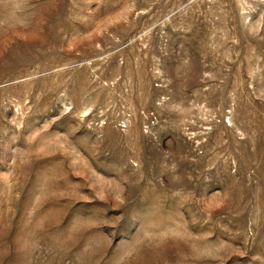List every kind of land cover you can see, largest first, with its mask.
<instances>
[{
	"label": "rangeland",
	"instance_id": "obj_1",
	"mask_svg": "<svg viewBox=\"0 0 264 264\" xmlns=\"http://www.w3.org/2000/svg\"><path fill=\"white\" fill-rule=\"evenodd\" d=\"M0 264H264V0H0Z\"/></svg>",
	"mask_w": 264,
	"mask_h": 264
}]
</instances>
